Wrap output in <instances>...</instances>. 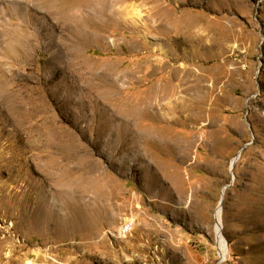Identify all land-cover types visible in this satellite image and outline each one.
Masks as SVG:
<instances>
[{
    "label": "rangeland",
    "instance_id": "374dc122",
    "mask_svg": "<svg viewBox=\"0 0 264 264\" xmlns=\"http://www.w3.org/2000/svg\"><path fill=\"white\" fill-rule=\"evenodd\" d=\"M0 264H264V0H0Z\"/></svg>",
    "mask_w": 264,
    "mask_h": 264
},
{
    "label": "bare ground",
    "instance_id": "6f19581e",
    "mask_svg": "<svg viewBox=\"0 0 264 264\" xmlns=\"http://www.w3.org/2000/svg\"><path fill=\"white\" fill-rule=\"evenodd\" d=\"M156 93L157 95H159L160 97L165 96V94H167V87L166 86H159L156 88ZM220 211L217 213V217H220ZM217 245H218V249H219V254L221 257V260H224L227 256V247H226V242L223 239V237L221 236V231H220V226H218L217 228Z\"/></svg>",
    "mask_w": 264,
    "mask_h": 264
},
{
    "label": "built area",
    "instance_id": "2783aa9c",
    "mask_svg": "<svg viewBox=\"0 0 264 264\" xmlns=\"http://www.w3.org/2000/svg\"><path fill=\"white\" fill-rule=\"evenodd\" d=\"M128 228H134V224L129 223L127 226H125V230H127Z\"/></svg>",
    "mask_w": 264,
    "mask_h": 264
},
{
    "label": "water",
    "instance_id": "95a60500",
    "mask_svg": "<svg viewBox=\"0 0 264 264\" xmlns=\"http://www.w3.org/2000/svg\"><path fill=\"white\" fill-rule=\"evenodd\" d=\"M244 148H245V147H243V148L241 149V152L244 150ZM236 160H237V159H235V160H234V162L232 163V166H231V171L233 170L234 163L236 162ZM229 187H230V186H228V188H229ZM222 196H223V194H222Z\"/></svg>",
    "mask_w": 264,
    "mask_h": 264
}]
</instances>
